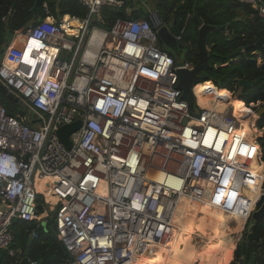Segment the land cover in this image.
Here are the masks:
<instances>
[{
    "label": "built area",
    "instance_id": "1",
    "mask_svg": "<svg viewBox=\"0 0 264 264\" xmlns=\"http://www.w3.org/2000/svg\"><path fill=\"white\" fill-rule=\"evenodd\" d=\"M236 1L264 21V0ZM79 2L85 18L46 16L0 62V83L26 109L9 115L0 103V162L10 155L18 168L13 178L0 177V249L16 256L13 221L37 227L42 196L71 255L64 264H129L164 233L182 199L200 202L199 180L217 186L226 172L235 194L221 207L249 221L264 188L254 204L238 192L249 172L239 162L243 134L234 108H204L194 92L192 113L176 70L193 64H176L157 45L149 20L117 18L104 29L95 23L102 7L123 0ZM42 7L48 14L45 1ZM77 120L67 148L58 129ZM44 177L53 178L44 184L53 206L37 190Z\"/></svg>",
    "mask_w": 264,
    "mask_h": 264
},
{
    "label": "trees",
    "instance_id": "2",
    "mask_svg": "<svg viewBox=\"0 0 264 264\" xmlns=\"http://www.w3.org/2000/svg\"><path fill=\"white\" fill-rule=\"evenodd\" d=\"M47 3L49 13L45 14L40 5L37 7L39 19L46 16H53L60 19L63 15L75 18H85L87 9L79 0H61L59 10L56 11L57 0H44ZM152 7V11L157 13L162 25L169 28L175 35H182L180 40L172 46L176 52L169 55L176 64L189 62L195 64L198 61L197 51V26L192 19L195 16L200 23L222 26L227 24L225 31L216 30L207 35L205 45L208 48L210 64L200 70V74L207 75V81L195 85L194 92L196 98H200L203 106L207 101H212L217 97H229L233 91H237V99L244 103L245 108L242 114L250 115L253 108L249 104L264 102V44L258 43L260 39L264 41V21L261 20L255 10L247 5L238 3L236 0H147ZM36 0H0V46L5 42L6 20L9 18V30L12 34L17 31H24L33 20V9ZM132 1L123 0L120 7L103 6L100 13V22H95L104 29H109L117 18L133 19L140 18V15L150 14L149 9L139 8L128 13ZM149 20L148 17L145 18ZM171 23L170 27L167 25ZM183 30V34L181 31ZM240 48L241 51L234 55L233 52ZM185 50V55L180 57V50ZM173 52V51H172ZM261 60L258 64L257 60ZM254 81L251 86H239V80ZM214 83V85H213ZM210 96L212 98H210ZM6 99V98H5ZM7 100V99H6ZM1 103V102H0ZM2 104V103H1ZM9 115L24 113V107L7 100L2 104ZM257 128H264V115L258 118ZM242 136L245 138L244 133ZM264 160V135L258 139ZM259 146L256 144L245 154V161L248 164L263 162L259 160ZM259 175H253L252 179L245 181L242 188L246 189L249 199L254 204L258 198L260 190ZM264 185L262 186V189ZM263 202V200H262ZM45 206L42 196H38L37 214L44 212ZM42 220V219H41ZM175 222V221H174ZM210 222L214 224V234L216 238L221 237L215 244L207 245L201 238L203 252L205 251V264H229L232 259V250L238 239L243 224L231 225L239 221H212L201 217L195 210L190 222L186 226L178 225L175 222L176 231H181V235L173 236L178 239H170L167 242L166 250L162 254H156L145 258L140 264H202L198 254V244H187L195 240L194 230L207 227ZM221 224V225H220ZM36 221L14 220L12 233L14 235L13 247L18 253L15 257H6L9 264H16L23 257L27 240L32 230L36 228ZM170 233L169 236L172 234ZM253 234L255 240L247 244L245 255H242L240 243L235 250V256L243 259L245 264L249 263L252 255H255V264H264V217L257 221ZM222 235V236H221ZM233 236V237H232ZM185 245V246H180ZM164 247V242L162 243ZM160 248V252L163 248ZM4 258V259H6ZM71 255L56 236L54 224L48 222L46 231L37 234L33 239L29 252L31 261H41V264H64L70 260ZM238 262V261H237ZM238 264V263H230Z\"/></svg>",
    "mask_w": 264,
    "mask_h": 264
},
{
    "label": "water",
    "instance_id": "3",
    "mask_svg": "<svg viewBox=\"0 0 264 264\" xmlns=\"http://www.w3.org/2000/svg\"><path fill=\"white\" fill-rule=\"evenodd\" d=\"M42 2V0H36V6L39 5ZM60 0L57 1V5H59ZM131 9H128V13H130ZM148 19L151 23L152 28L156 31L158 38L163 41L164 44L168 46H172L173 44H176V38L175 35H173L169 28L165 25H162L160 23V20L158 19L157 13L153 11L149 14ZM192 19L195 21V25L197 28V51H198V61L193 64L192 68H184L180 67L177 68L176 72L178 74V83L177 88L181 91V98L186 100L190 111L194 114L197 113L198 109L195 106V96H194V86L198 83H202L207 81V75L200 74V70L204 67H209L210 64L208 62L209 59V52L208 48L205 45L206 37L208 34L215 32L216 30L225 31L227 28V24L222 26H215V25H209L205 23H200V21L193 16ZM13 39V34L9 30V18L6 20V33H5V42L0 46V56L3 53L4 47L6 44H10ZM260 44H264V41L260 39L258 41ZM241 51L240 48H237L233 54L237 55ZM239 86H253L255 84L254 81L249 80H239L238 82ZM0 93L5 96L7 99L13 101L15 104H18L21 107H24V103L22 100L17 98L13 93H11L3 84L0 83ZM255 114L258 116V118L262 117L264 115V102L261 104V106L255 111ZM80 124V121L77 120L71 124H65L62 125L58 129V135L61 139V141L64 143V145L69 148L71 145V141L69 140V134L74 131ZM264 135V134H263ZM264 217V200L263 202L254 210V212L251 214V223L249 224L247 228V234L246 239L240 241L241 251L242 255H245L247 244L254 241L255 237L253 234V229L257 223L258 220ZM50 222L54 224V217L53 215H46L42 220L40 221L39 225L34 229V233L40 234L43 231H46L47 223ZM33 237L30 235V237L27 240L25 250L23 252V257L20 258L16 264H41V261H36L35 263H32L29 259V252L31 243L33 241ZM260 243H264V239L261 240ZM0 255L1 256H8V252L6 249H0ZM241 264V263H240ZM248 264H255V255H252Z\"/></svg>",
    "mask_w": 264,
    "mask_h": 264
},
{
    "label": "bare ground",
    "instance_id": "4",
    "mask_svg": "<svg viewBox=\"0 0 264 264\" xmlns=\"http://www.w3.org/2000/svg\"><path fill=\"white\" fill-rule=\"evenodd\" d=\"M65 19H68V17L65 16ZM70 23L74 27L79 26L76 20H72ZM237 100H238L237 98H233L232 101H237ZM197 102L199 103L200 106L204 108H212L219 112H222L223 109L226 107L225 103L218 105L216 103H213V101L209 102V106L207 105L203 106L200 102L199 97H197ZM250 130H251V133L248 136L249 141H247V136L245 134H244L245 138H242V142H241V145L238 151V154H239L238 157H240L239 162L245 167V169L250 174L251 173L263 174L264 165L262 164V162L248 164L243 158V154L246 148L250 151L257 144L256 138L258 137V135L256 133V129L253 126H251ZM52 181H53V178L51 177H44L42 179H38L36 182L37 190L39 192L45 191L44 184L46 185L52 184ZM230 183H231L230 177L227 172L224 174V176L222 177L221 181L217 184V186L207 183L205 180H199L194 190V196L195 197L197 196L196 198L200 200V202L196 204H191L189 201L182 199V202L178 204L179 211H176L173 217L171 218L170 222H168V224L165 227L164 233L157 234L154 242L150 243L147 246L144 253L136 256L129 264H140L139 260H143L147 256L146 254L147 252H150L152 250L153 251L159 250L162 247V241L163 240L165 241L169 237V234L172 233L170 232L171 229L172 228L175 229V226H176L175 222L178 225H184L185 223L190 222L191 217L195 214V210H197L200 213L201 217L206 220H216L218 218H222L221 220L218 219V221H226V222L244 221L245 222L246 216L237 215L221 207V203L224 202L226 196L229 195V197H232V195L235 194V191L233 190V188H231ZM230 189H231V193L229 192ZM49 191L50 190H47L45 192L47 194V199L50 201L51 205L53 206L56 203V198H52L49 195L50 194ZM238 192L246 195L249 198L246 189L240 187ZM214 230H215L214 226L204 227L199 230L200 236L204 240L205 244L213 245L219 240V238L215 237ZM151 253L152 252H150L149 254ZM203 253L204 252L202 250L199 255L200 258L203 257ZM202 262H203L202 264H205V258L202 260Z\"/></svg>",
    "mask_w": 264,
    "mask_h": 264
},
{
    "label": "rangeland",
    "instance_id": "5",
    "mask_svg": "<svg viewBox=\"0 0 264 264\" xmlns=\"http://www.w3.org/2000/svg\"><path fill=\"white\" fill-rule=\"evenodd\" d=\"M148 7H149V11H150V13L152 12V7L150 6V5H148ZM143 9H144V7H142ZM146 17H148V15H140V18H143V19H145ZM169 27H170V25H171V23H168L167 24ZM22 34H23V32H19V31H17V32H15L13 35H14V37H13V40H12V42L10 43V44H6L5 45V47H4V50H3V53H2V55L0 56V62L3 60V58L5 57V55H6V53H7V51H8V46L9 45H11V44H14V43H16L18 40H23V36H22ZM157 45L162 49V50H164V51H166L168 54H170V53H174V52H176V50H175V48L173 47V46H168V45H166V44H164L163 43V41H161L159 38H158V40H157ZM173 51V52H172ZM180 57H183L184 55H185V50H180ZM259 60V59H258ZM257 60V61H258ZM213 85H214V83H213ZM6 97L5 96H3L1 93H0V102L2 103V104H6L7 103V100H9V99H5ZM233 98H237V91H233L232 93H230L229 94V97H224V98H221V97H217V98H214L215 100L213 101V103H216V104H218V105H220V104H226V107L223 109V111L224 110H226V108H228L229 106L230 107H233L234 108V112H235V115L240 119V121H241V129H242V132L247 136V141H249L248 140V136H249V134L251 133V130H250V127L251 126H253L255 129H256V133H257V135H258V139L260 138V137H262L263 136V134H264V128H261V129H259V128H257V126H256V122H257V120H258V116L257 115H255V111L261 106V104L263 103H261L260 101H259V103L257 102V103H253V104H251V106H252V108H253V111H252V113L250 114V115H245V114H242V112H243V110H244V108H245V105H244V103H242V102H239V100H237V101H232L233 100ZM223 99V100H222ZM11 101V100H10ZM13 102V101H12ZM209 102H212V101H209ZM209 102L207 103V99H206V105L207 106H209ZM238 103H240L241 105H239ZM239 105V106H238ZM250 105V104H249ZM250 106V107H251ZM222 111V112H223ZM244 138V137H243ZM259 142V141H258ZM249 150L246 148V150L244 151V154H243V158H244V160H245V154H246V152H248ZM255 163H257V162H255ZM262 164L264 165V162H262ZM253 175H259V176H261V178H260V184H259V186H258V184H257V187H258V189L260 190V192H261V190H262V186L264 185V173L263 174H258V173H248V177H247V179L245 180V181H248L249 179H252V177H253ZM260 192H259V194H258V197H259V195H260ZM258 199V198H257ZM252 203V202H251ZM190 204V203H189ZM44 215H45V213H43ZM48 215H52V212H48ZM192 218V217H191ZM219 220H221L222 218H218ZM218 219H216V220H212V221H218ZM191 220V219H190ZM244 222V221H243ZM243 222H241V221H239V222H234V223H232V224H230L229 226H227V227H229L230 228V226L231 225H238V224H243ZM189 223V222H188ZM188 223H185L184 225H182V226H186ZM251 223V219H249V221H247V222H245L244 223V225H243V228L241 229V231H240V234H241V236H239V239H240V241H242V240H245L246 239V234H247V228H248V226H249V224ZM214 224H219V223H215V222H210L209 223V225L207 226V227H212ZM174 231V228H172L171 229V231L170 232H173ZM185 233V231L181 234V231H176V232H174V233H172L165 241L163 240L162 241V243L164 242V247H165V244L170 240V239H177V238H175V237H173V236H177V235H181L180 237H182V235ZM193 234H197V236H198V238L201 240V236H200V233H199V230H194V232H193ZM233 237V236H232ZM177 241H178V239H177ZM160 244V243H159ZM158 245V244H157ZM164 247H163V249H164ZM163 249H162V251H163ZM199 251V250H198ZM150 252H152L151 254H149ZM150 252H147L146 254H147V256H154V255H156V254H161V252H159L158 250H156V251H150ZM200 251H199V255H200ZM148 258V257H147ZM205 258V251H204V253H203V257H201L200 258V260L202 261L203 259ZM140 262H142V260L140 261Z\"/></svg>",
    "mask_w": 264,
    "mask_h": 264
},
{
    "label": "crops",
    "instance_id": "6",
    "mask_svg": "<svg viewBox=\"0 0 264 264\" xmlns=\"http://www.w3.org/2000/svg\"><path fill=\"white\" fill-rule=\"evenodd\" d=\"M43 1L44 0H42V2L39 4V5H37L36 6V2H35V7H34V9H33V20L35 21V23L33 24V23H31L29 26H32V25H35V24H37L38 22H40L42 19H39V17H38V10H37V7H39L40 5L42 6V3H43ZM58 1V0H57ZM57 1H56V11H58L59 10V6H60V3H59V5H57ZM130 1H132V3H131V5H130V9L131 10H139V8H142V7H144L145 9H149V7H148V5H149V2L147 1V0H130ZM60 2H61V0H60ZM42 9H43V7H42ZM153 12V11H152ZM151 12V13H152ZM63 16H68L67 14L66 15H63ZM51 17H53L52 15H51ZM54 18V17H53ZM28 26V27H29ZM27 27V28H28ZM26 28V29H27ZM25 29V30H26ZM19 32H24V31H22V30H20ZM13 37H14V35H13ZM13 40V39H12ZM22 40H18L16 43H14V44H11V46H16L17 44H19L20 42H21ZM13 53H14V51H13V49H8V51H7V55L8 56H12L13 55ZM258 64H261V60L259 59L258 60V62H257ZM210 98H212L211 96H210ZM221 98H224V97H221ZM215 99H213L212 101H214ZM223 100V99H222ZM234 102V101H233ZM258 103H259V101H258ZM251 104H253V103H251ZM239 105H241V104H239ZM238 105V106H239ZM44 213V212H43ZM41 214V219L42 218H44L46 215H44V214ZM41 219H40V221H41ZM40 223V222H39ZM194 236H195V240L193 241V242H189V243H187V244H198V250L201 252L202 250H203V248H202V244L200 243V239L198 238V236H197V234H194ZM222 236V235H221ZM239 236H241V234H239ZM239 236H238V239H237V241H236V243H235V245H234V248H233V250H232V259L230 260V262H229V264L230 263H238V264H245L244 262H243V259L241 258V259H239V258H237L236 256H235V250L237 249V247H238V244L240 243V239H239ZM29 237H30V235H29ZM183 237V236H182ZM221 237H219V239H220ZM179 242V241H178ZM180 244V243H179ZM187 244H185V245H187ZM166 245H167V243L165 244V247H164V249H163V251L161 250L160 252H161V254L162 253H164L165 252V250H166ZM185 245H181L180 244V246H185ZM163 248V247H162ZM18 251H19V249H17ZM199 251H198V253H199ZM198 256H199V254H197ZM6 257H10V256H1L0 255V264H9L8 262H6L8 259L6 258ZM147 257H152V256H146L145 258H147ZM200 257V256H199ZM4 258H6V259H4ZM11 258V257H10ZM144 258V259H145ZM143 259V260H144ZM142 260V261H143ZM141 260H139V263H141L140 262ZM238 261V262H237ZM67 262V261H66Z\"/></svg>",
    "mask_w": 264,
    "mask_h": 264
},
{
    "label": "clouds",
    "instance_id": "7",
    "mask_svg": "<svg viewBox=\"0 0 264 264\" xmlns=\"http://www.w3.org/2000/svg\"><path fill=\"white\" fill-rule=\"evenodd\" d=\"M18 173L17 164L14 159L9 155L0 162V177L5 176L13 178Z\"/></svg>",
    "mask_w": 264,
    "mask_h": 264
}]
</instances>
